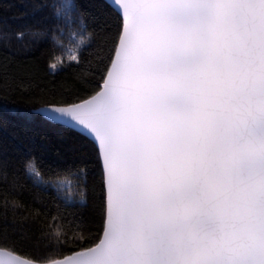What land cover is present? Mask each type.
I'll list each match as a JSON object with an SVG mask.
<instances>
[{
  "label": "snow or ice",
  "instance_id": "snow-or-ice-1",
  "mask_svg": "<svg viewBox=\"0 0 264 264\" xmlns=\"http://www.w3.org/2000/svg\"><path fill=\"white\" fill-rule=\"evenodd\" d=\"M0 257L264 264V0H0Z\"/></svg>",
  "mask_w": 264,
  "mask_h": 264
},
{
  "label": "trees",
  "instance_id": "trees-1",
  "mask_svg": "<svg viewBox=\"0 0 264 264\" xmlns=\"http://www.w3.org/2000/svg\"><path fill=\"white\" fill-rule=\"evenodd\" d=\"M40 131L43 132L44 134L50 136L53 141H56V136H57L56 130H54V129H41ZM22 258H26V257H22Z\"/></svg>",
  "mask_w": 264,
  "mask_h": 264
},
{
  "label": "water",
  "instance_id": "water-1",
  "mask_svg": "<svg viewBox=\"0 0 264 264\" xmlns=\"http://www.w3.org/2000/svg\"><path fill=\"white\" fill-rule=\"evenodd\" d=\"M0 259H2V257H0Z\"/></svg>",
  "mask_w": 264,
  "mask_h": 264
}]
</instances>
